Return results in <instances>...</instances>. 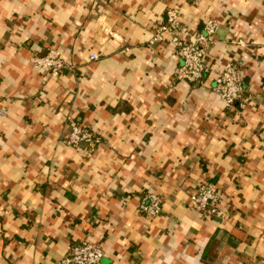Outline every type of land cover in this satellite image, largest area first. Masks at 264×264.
Returning <instances> with one entry per match:
<instances>
[{
    "label": "crops",
    "instance_id": "crops-1",
    "mask_svg": "<svg viewBox=\"0 0 264 264\" xmlns=\"http://www.w3.org/2000/svg\"><path fill=\"white\" fill-rule=\"evenodd\" d=\"M171 8L193 32L220 23L201 82L177 80L168 35L152 43ZM51 49L59 77L33 65ZM231 61L250 102L227 108ZM0 106V264H64L85 241L102 264H264V0H0ZM76 124L94 150L69 144ZM206 183L209 219L190 200ZM147 193L161 216L138 210Z\"/></svg>",
    "mask_w": 264,
    "mask_h": 264
},
{
    "label": "built area",
    "instance_id": "built-area-1",
    "mask_svg": "<svg viewBox=\"0 0 264 264\" xmlns=\"http://www.w3.org/2000/svg\"><path fill=\"white\" fill-rule=\"evenodd\" d=\"M166 22L160 25L154 34L152 43L162 41L166 35L169 42L177 50L182 60L181 66L176 71L179 82L195 84L201 82L207 72L205 59L210 49L217 42V34L220 29L218 20L207 19L202 32L191 31L183 22L180 12L171 8L167 11ZM238 45L245 47L246 42L239 41ZM97 60V55L91 56ZM35 70L59 77L65 69L70 68L68 60L59 50L51 49L45 56L33 58ZM214 91L223 104L227 107L247 105L250 100L244 92V70L242 63L231 61L225 64L216 76ZM7 112L6 107L0 106V114ZM101 142V138L85 129L82 125L73 126L69 144L78 147L86 145L88 151L94 150ZM195 210L205 218L220 216L221 195L218 187L212 183H206L192 193L190 198ZM138 210L147 217L157 218L163 213V199L154 193L142 196ZM105 251L97 244L89 241L82 242L70 248L69 254L64 259V264H102Z\"/></svg>",
    "mask_w": 264,
    "mask_h": 264
}]
</instances>
